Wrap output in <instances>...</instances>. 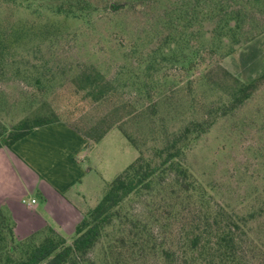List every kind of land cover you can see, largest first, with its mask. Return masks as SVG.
Wrapping results in <instances>:
<instances>
[{"label":"rangeland","instance_id":"rangeland-1","mask_svg":"<svg viewBox=\"0 0 264 264\" xmlns=\"http://www.w3.org/2000/svg\"><path fill=\"white\" fill-rule=\"evenodd\" d=\"M76 1L0 0V124L11 127L24 117L50 111L62 120L82 118L80 111L72 117L67 111L72 90L86 77L104 93L112 90L111 100L87 110L94 120L107 113L105 126L110 128L99 142L84 137L79 159L88 174L63 193L89 208L140 152L147 156L163 144L165 135L190 121L207 120L210 125L186 150L183 165L208 198L241 218L257 262L264 264V0L248 1L244 22L235 35L221 39L224 46L215 52L209 21L201 26V36L194 35V21L182 28L183 18L174 19L169 26L173 0H84L94 6L85 9V16L66 15ZM110 4L122 8L105 9ZM180 37L178 47L175 39ZM235 39L239 43L231 46ZM49 70L55 72L52 78ZM36 77L44 92L36 89ZM251 83L254 89L239 105L215 113L231 103L241 85ZM170 184L166 177L148 194L132 196L123 211L155 219L163 208H171ZM58 195L40 181L25 188L22 196L37 198L39 207L28 209L19 201L17 238L26 236L21 234H27L30 221L35 227L43 220L54 222ZM58 232L70 242L74 228ZM152 232L157 239L164 237L156 223ZM90 256L99 261V246ZM148 260L152 264L157 258Z\"/></svg>","mask_w":264,"mask_h":264},{"label":"trees","instance_id":"trees-1","mask_svg":"<svg viewBox=\"0 0 264 264\" xmlns=\"http://www.w3.org/2000/svg\"><path fill=\"white\" fill-rule=\"evenodd\" d=\"M144 1L149 4V0H141ZM248 1L173 0L168 24L173 26L174 19L183 18L185 23L182 28H188L194 21L198 26L194 35L201 36V26L209 21L213 38L211 52H215L224 46L221 39L229 34L235 35L244 22L243 11ZM252 1L257 3L259 0ZM88 7L94 8L84 0H77L76 4L70 3L65 12L72 17H83ZM107 8L117 12L122 7L110 4L105 6ZM182 38L175 39L178 47H181ZM165 40L164 37L163 44ZM238 43L235 39L231 46ZM231 46L228 51L232 50ZM158 50L160 46L153 53ZM216 66L223 71L224 78H230L227 71ZM50 72L52 78L55 72ZM233 80L236 82L237 79ZM34 83L38 92H44L46 87H43L39 77L34 78ZM254 87L255 83L241 85L231 103L217 107L215 113L220 111L225 114L235 108ZM110 91L104 93L99 86L93 85L91 77H86L79 89L75 87L72 90L74 98L69 100L71 104L67 111L71 117L80 111L82 118L74 122L62 120L56 115L58 113L50 111L48 114L24 117L11 127L0 124V148H10L34 128L54 122H63L81 136L99 142L110 128L109 124L105 126L108 115L105 113L94 120L87 110L111 100ZM209 125L207 120L190 121L180 131L165 135L163 144L149 155L140 152L107 182L104 194L76 223L70 242L50 225L19 239L14 233L11 215L0 207V264H150L149 256L157 258L152 264H260L243 230L241 218L208 198L183 165L186 150ZM119 128L136 145L125 129ZM166 177H170L172 185L170 209L163 208L153 220H142L123 211L125 201L132 196L148 194L156 183ZM153 223L162 227L164 239L153 236ZM97 246L100 250L98 262L90 256Z\"/></svg>","mask_w":264,"mask_h":264},{"label":"crops","instance_id":"crops-1","mask_svg":"<svg viewBox=\"0 0 264 264\" xmlns=\"http://www.w3.org/2000/svg\"><path fill=\"white\" fill-rule=\"evenodd\" d=\"M85 144L84 137L70 126L54 122L34 128L10 148H0V207L11 215L15 235L21 227L15 218L19 201L28 209L39 207L37 198L26 199L22 196L25 188L35 186L39 181L42 187L59 194L60 206L54 212L57 216L54 222L43 220L37 227L32 221L28 222L27 234L21 235L27 236L45 225H50L57 231L75 227L88 208L67 198L63 193L68 188L81 184L88 174L79 159ZM23 199L25 202H22ZM31 199H35V203L27 205Z\"/></svg>","mask_w":264,"mask_h":264},{"label":"built area","instance_id":"built-area-1","mask_svg":"<svg viewBox=\"0 0 264 264\" xmlns=\"http://www.w3.org/2000/svg\"><path fill=\"white\" fill-rule=\"evenodd\" d=\"M22 202H25V200L23 199ZM35 203V199H31L30 202H27V205H31Z\"/></svg>","mask_w":264,"mask_h":264}]
</instances>
